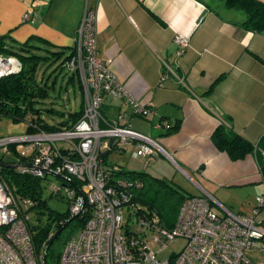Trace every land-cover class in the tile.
Returning <instances> with one entry per match:
<instances>
[{
	"label": "crops",
	"instance_id": "obj_1",
	"mask_svg": "<svg viewBox=\"0 0 264 264\" xmlns=\"http://www.w3.org/2000/svg\"><path fill=\"white\" fill-rule=\"evenodd\" d=\"M87 7L97 16L99 56L113 60L125 90L148 108L138 117L146 123L131 117L130 127L159 140L170 155L161 157L178 169L163 178L188 197L206 192L233 213L219 200L227 201L222 189L243 199L264 195V32L244 30L245 14L222 0H0V36L72 50ZM177 37L188 42L180 56ZM103 110L109 121L130 113L118 99ZM163 120L180 128L165 135ZM222 122L257 154L232 161L219 151L212 136Z\"/></svg>",
	"mask_w": 264,
	"mask_h": 264
},
{
	"label": "built area",
	"instance_id": "obj_2",
	"mask_svg": "<svg viewBox=\"0 0 264 264\" xmlns=\"http://www.w3.org/2000/svg\"><path fill=\"white\" fill-rule=\"evenodd\" d=\"M29 20L31 16L25 15L24 21ZM96 24L95 10L87 7L77 30L75 54L66 63L82 88L80 121L72 129L55 133L38 130L0 139L3 155H11L17 161L12 166H18L21 173L48 182V172L60 177V186H52L50 192L68 202L70 220L80 217L87 205L92 209L88 222L66 244L59 264H257L248 253L264 251V197L257 198V207L247 215L233 213L206 192L190 196L175 226L167 228L155 216L140 212L132 183L119 180L117 185L110 184L112 171L104 154L112 149L111 140L119 150L124 144L136 145L137 154L148 160L170 155L159 140L130 127L131 117H145L148 108L125 90L111 70L113 60L99 56ZM177 43L180 56L188 42L177 37ZM21 69L19 58L0 54V80ZM167 78L163 76L162 82ZM107 98L122 100L130 113L109 121L103 115ZM158 128L163 127L159 124ZM1 170L0 162V264H47L46 253H39L35 245L29 214L23 210L32 204L17 200ZM55 233L51 232L50 239ZM150 234L157 251L148 245ZM178 239L185 240L184 247L163 260L160 251Z\"/></svg>",
	"mask_w": 264,
	"mask_h": 264
},
{
	"label": "trees",
	"instance_id": "obj_3",
	"mask_svg": "<svg viewBox=\"0 0 264 264\" xmlns=\"http://www.w3.org/2000/svg\"><path fill=\"white\" fill-rule=\"evenodd\" d=\"M196 1L203 2V0ZM222 1L227 9L238 10L245 14L246 18L240 24L244 30L253 33L264 32V2L259 0ZM65 52L69 53L63 59L64 55L67 54ZM0 54L17 57L22 63V69L19 73L0 80V119L11 118L17 122L29 123L28 134H34L38 130L55 133L72 129L80 121L84 113V102H82L79 111L69 112L67 118L56 125H49L45 122L42 110L36 107L40 102L48 99L50 91L54 89V86H49V80L45 81V78L41 82L37 81L36 77L41 64H50L53 61L57 62L62 60L61 66L65 69L66 63L75 54V46L72 50L61 49L54 51L51 48L32 43V41L24 44H11L6 37L0 36ZM71 75L70 81H73L75 78L78 80L75 74L72 73ZM54 85H56L55 82ZM79 86L82 92L80 82ZM50 112L54 113V110H50ZM62 115L64 117L66 114ZM105 115L104 117H106ZM140 118L144 117L141 116ZM228 120L230 124L231 120ZM164 123L166 121L163 120L161 125L166 131L165 135H172L180 128L179 121H176L173 125L167 120V126H164ZM229 124L222 122L212 136V140L217 149L226 153L232 161H240L248 155H256L258 148L241 134L234 131ZM102 126L104 127V125ZM115 149H118L116 145L107 152L108 155L104 159L105 164L110 167L108 170L110 172L112 171V174L109 176L110 184L117 185L119 180L132 183L131 191L134 195L135 204L139 207L140 212L155 216L162 225L167 228H173L176 224L174 223L176 217L180 213L184 201L188 198L186 193L166 178L154 177L144 171H128L118 164L109 163V154ZM12 151L15 156L19 157L14 147H12ZM0 162L2 169L1 175L9 183L17 200H28L32 204L30 208L26 207L25 209L23 207L26 213L34 209H48L47 199L44 198L46 188L43 183L45 179L37 178L32 174H23L17 169H14L12 164H17V161L5 162L3 158H0ZM114 167H118V170H114ZM137 185L140 186L138 187ZM74 187H77L76 182ZM51 197L53 198L54 196L51 195ZM48 215L51 220L48 228L38 233L31 228L33 239L39 253H46L47 264H59L62 253L56 252V244L61 243L66 246L68 241L73 237V234L88 222L92 216V209L87 205L85 212L69 223L66 228L64 226L70 220V211L57 215L49 211ZM52 227H56L54 229L56 233L50 239V234L53 231Z\"/></svg>",
	"mask_w": 264,
	"mask_h": 264
},
{
	"label": "rangeland",
	"instance_id": "obj_4",
	"mask_svg": "<svg viewBox=\"0 0 264 264\" xmlns=\"http://www.w3.org/2000/svg\"><path fill=\"white\" fill-rule=\"evenodd\" d=\"M65 53L67 54L64 55L63 59L68 56L69 52ZM61 64L62 60L57 62L53 61L50 64H41L36 77L38 82H41L45 78V81L49 80L50 87L54 86V89L50 91L49 98L40 102L39 105L36 106L38 109L42 110L43 119L49 125H56L65 120L69 112L79 111L83 102V94L78 80L75 78L73 81H70L72 73H70L66 68L63 69ZM54 82L56 85H54ZM107 100H109V98H107L106 101ZM50 110H54V113H51ZM62 114L66 115L63 117ZM135 118H137L135 119L136 122L139 121L140 123L141 121L142 123H146L143 119H138V117ZM28 129L29 123L27 122H17L11 118L0 119V139L12 136H25ZM120 147L122 148L121 150L115 149L109 154V163L118 164L128 171H144L158 178H163V176L167 173H170V176H173L176 172L178 173V169L173 166L170 161L163 157H159L156 160H148L147 158L140 157L137 154L138 147L136 145L124 144ZM23 151V147H20L19 153H22ZM0 158H3L5 162H16L11 155H3V148H0ZM43 184L46 188L44 198L47 199L48 209H34L28 213L30 217V227L36 233L48 228V225L51 224V220L48 215L49 211L54 212L55 215L64 214L69 211V204L66 200L61 197H51L52 194L50 192V188L52 186H60L61 180L50 176L49 182L44 181ZM220 193L222 196L225 195L227 201L220 197L219 200L229 206L232 205L234 207V213L236 214L244 213L251 215L258 205L257 198L264 197V195L257 196L253 193L247 199H243L238 194L233 193L231 189H222ZM24 208L26 209V207ZM217 211L220 212V210ZM177 220L178 216L176 217V221L174 223H176ZM52 228V230L56 229V227ZM79 230L80 229H78V231ZM185 243V240L178 239L167 248L161 250L159 256L164 260L173 252H179L184 247ZM148 245L153 250H159L158 246L153 242V234H150L148 237ZM64 247L65 245L57 243L55 246L56 252L62 253L64 251ZM248 256L257 264H262L264 262V251H252L248 253Z\"/></svg>",
	"mask_w": 264,
	"mask_h": 264
},
{
	"label": "water",
	"instance_id": "obj_5",
	"mask_svg": "<svg viewBox=\"0 0 264 264\" xmlns=\"http://www.w3.org/2000/svg\"><path fill=\"white\" fill-rule=\"evenodd\" d=\"M113 145H114V140H111V144H110V148H113ZM107 155H108V153H105L104 154V156L105 157H107ZM14 169H17L18 168V166H12ZM47 174H50L51 176H53V177H55V178H57V179H59L60 177L59 176H56V175H54L53 173H51V172H48ZM74 219H72V220H70L65 226H64V228H66L67 227V225L69 224V223H71L72 221H73Z\"/></svg>",
	"mask_w": 264,
	"mask_h": 264
}]
</instances>
